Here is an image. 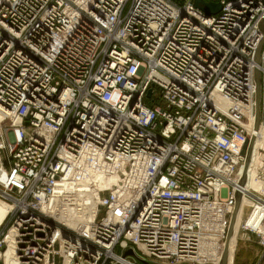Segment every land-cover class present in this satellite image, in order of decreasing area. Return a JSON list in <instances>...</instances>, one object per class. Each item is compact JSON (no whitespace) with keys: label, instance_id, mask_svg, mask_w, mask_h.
<instances>
[{"label":"built area","instance_id":"obj_1","mask_svg":"<svg viewBox=\"0 0 264 264\" xmlns=\"http://www.w3.org/2000/svg\"><path fill=\"white\" fill-rule=\"evenodd\" d=\"M196 1L0 0V264H212L237 192L264 248V0Z\"/></svg>","mask_w":264,"mask_h":264},{"label":"bare ground","instance_id":"obj_2","mask_svg":"<svg viewBox=\"0 0 264 264\" xmlns=\"http://www.w3.org/2000/svg\"><path fill=\"white\" fill-rule=\"evenodd\" d=\"M259 65L260 64L256 63V67L255 68L259 69ZM255 84H256V82H255ZM256 86L257 85H255V89H256ZM213 97H214V100L219 104V106L223 110L225 108H227L228 105H227L226 101L222 100L216 94ZM255 103H256V93H255ZM252 120L254 122V128L252 129L253 133H252L251 137H253L254 141H255V143H254L255 157H252V160H251V163H250L251 169H250V171L248 170L250 178H249V181L247 182V185L245 184V186L247 188L248 187H252V188L264 191V186L262 187V184L257 182V180L255 178L256 177V172H257L255 166L257 165V163L260 162V158H259L260 152H259V150H264V126H261V123H260L259 129L256 130L255 129L256 114L252 117ZM3 121H4V115L0 112V128L2 127ZM253 153H254V151H253ZM244 168H245V166H244ZM0 181L3 182V183L6 182L5 181V176L1 172H0ZM113 181H114V179H111L109 181V183H107V184H110ZM101 186H104V185H101ZM245 186H242V187H245ZM249 205H250L249 200L246 197H244V198L242 197L241 205H240V208L238 210L237 217H236V223L234 225V230H233V233L230 236V238L228 240V243L226 245V252H225L226 253V264H232L233 255H234V253L236 251V246H237L238 231L240 229V232H241V228H242L243 222L245 224H248V225L253 224V221L251 220V217L247 216V218H244V216H245V214L247 212L246 209H247V207H249ZM12 209H13L12 205L0 201V227L4 224L6 218L9 216V213L11 212ZM93 210H94V216H95L96 207H94ZM69 214L72 217L70 216L68 219H65L63 216H61L59 218V220H61L63 222H66L69 227H77L78 224H79V221H82L83 218H84V216H83L81 219L75 220V215L73 214V212H69ZM94 216H93V214H91V212H90V214L87 215V217L90 218V219H93ZM262 231H264V230L262 229ZM224 249H225V244L224 243H222L220 245V247H219L218 243L215 242V241H212L211 243L203 242L202 245H201V249H200V255L208 257V260H211L213 263L219 264L220 261L222 260V254H223ZM219 251H222V253H220L221 254L220 257H219V255H220ZM9 254H11V252L7 254V256H6L7 259H9Z\"/></svg>","mask_w":264,"mask_h":264},{"label":"water","instance_id":"obj_3","mask_svg":"<svg viewBox=\"0 0 264 264\" xmlns=\"http://www.w3.org/2000/svg\"><path fill=\"white\" fill-rule=\"evenodd\" d=\"M196 5L207 14H216L221 10L220 5L209 4L205 0H197ZM259 28H260V31L263 35V39H262L260 45L258 46L256 52H255L254 60L257 64H260V62H261V53H262V49H263V45H264V18L261 20ZM255 82L257 85L256 86V123H255V129L258 130L260 127L261 118H262V116H261V97H262L261 85H262V82H261V73H260L258 68L255 69ZM254 143H255L254 138L251 137L248 148H247L243 177L240 181L241 186H245V184L247 182L248 170L250 167V163H251L253 151H254ZM241 201H242V195L240 192H237L236 193V206H235L234 212L231 216L230 226H229L227 238L225 240V249H224L223 254H222V260L220 261L219 264H226V253H225L226 252V245L228 243L230 236L233 233L234 225L236 223V217H237V213H238V210L240 208V205H241ZM129 254H132V251H130Z\"/></svg>","mask_w":264,"mask_h":264},{"label":"rangeland","instance_id":"obj_4","mask_svg":"<svg viewBox=\"0 0 264 264\" xmlns=\"http://www.w3.org/2000/svg\"><path fill=\"white\" fill-rule=\"evenodd\" d=\"M261 116H262V119H264L263 115ZM6 127H8V122H3L1 129L2 128L5 129ZM1 129H0V134L2 132ZM3 190L4 189H2V187L0 186V201L5 202V200L2 197ZM5 203H8V202L6 201ZM8 204H11V203H8ZM245 216H247V212ZM10 224H11V216H8L4 224L0 227V237L6 232ZM221 244L222 242L218 244L219 247ZM220 253H222V251H219V254ZM220 256L221 254L219 255V257ZM212 264H216V263L212 262ZM232 264H264V248L261 247L259 243H257L256 236L252 234H248L242 230L240 232V229H239L238 235H237V246H236V251L233 255Z\"/></svg>","mask_w":264,"mask_h":264},{"label":"crops","instance_id":"obj_5","mask_svg":"<svg viewBox=\"0 0 264 264\" xmlns=\"http://www.w3.org/2000/svg\"><path fill=\"white\" fill-rule=\"evenodd\" d=\"M257 243H258V240H257ZM251 260V259H250Z\"/></svg>","mask_w":264,"mask_h":264}]
</instances>
